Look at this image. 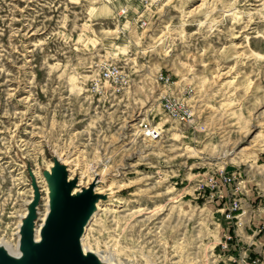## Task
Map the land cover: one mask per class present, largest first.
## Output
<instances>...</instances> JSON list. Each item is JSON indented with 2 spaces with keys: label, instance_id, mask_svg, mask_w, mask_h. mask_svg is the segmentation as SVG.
Here are the masks:
<instances>
[{
  "label": "rangeland",
  "instance_id": "rangeland-1",
  "mask_svg": "<svg viewBox=\"0 0 264 264\" xmlns=\"http://www.w3.org/2000/svg\"><path fill=\"white\" fill-rule=\"evenodd\" d=\"M102 63L130 87L92 94ZM166 91L188 97L190 123L163 111ZM57 161L80 189L110 185L84 244L116 264H264V0H0V242L13 250L34 184L43 222Z\"/></svg>",
  "mask_w": 264,
  "mask_h": 264
},
{
  "label": "water",
  "instance_id": "water-1",
  "mask_svg": "<svg viewBox=\"0 0 264 264\" xmlns=\"http://www.w3.org/2000/svg\"><path fill=\"white\" fill-rule=\"evenodd\" d=\"M50 190V212L41 229V239L34 238L41 193L34 184L33 198L21 227L19 258L0 248V264H100L93 253L85 255L81 238L91 219L95 204L105 195L94 193L95 183L72 195L77 180L69 181L67 167L57 161L44 174Z\"/></svg>",
  "mask_w": 264,
  "mask_h": 264
},
{
  "label": "built area",
  "instance_id": "built-area-1",
  "mask_svg": "<svg viewBox=\"0 0 264 264\" xmlns=\"http://www.w3.org/2000/svg\"><path fill=\"white\" fill-rule=\"evenodd\" d=\"M96 75L93 77L90 85L92 94L96 97L109 99L112 96H117L130 87V78L128 75L116 64L102 63L99 65ZM158 79L166 86H169V79L163 74H160ZM187 94L192 93V90L186 89ZM191 96V95H189ZM163 111L169 116V118L176 120L180 123H190L193 120L194 112L193 108L189 104V99L185 95L176 96L172 92L166 91L161 101ZM141 132L144 137L150 141H157L163 135V129L158 125H141ZM221 182L224 184H232L230 177L222 176ZM230 211H236L239 209L238 201H231L229 204ZM245 264H260L261 261L251 260L245 261Z\"/></svg>",
  "mask_w": 264,
  "mask_h": 264
},
{
  "label": "bare ground",
  "instance_id": "bare-ground-1",
  "mask_svg": "<svg viewBox=\"0 0 264 264\" xmlns=\"http://www.w3.org/2000/svg\"><path fill=\"white\" fill-rule=\"evenodd\" d=\"M229 15L228 16H231L233 17L235 20H240L241 17H242V14L237 11V10H230L229 12ZM60 158V157H59ZM63 161V160H62ZM64 162V161H63ZM66 162V161H65ZM64 162V163H65ZM68 163V161H67ZM66 163V164H67ZM51 167V168H50ZM49 167V171H51V169L54 167V165L50 166ZM71 169V168H70ZM48 170V169H47ZM38 176V175H37ZM83 177V176H82ZM79 178V177H78ZM39 179V178H38ZM45 179V178H44ZM43 179V180H44ZM74 178L71 177V175H69V181H72ZM46 180V179H45ZM88 182V185L86 186V188H88L89 185H91L92 183H95V187H94V193L97 194V195H110V192L108 190L109 186L110 185H106L105 183V177H103L102 179L100 178L99 175H95L94 177H92L91 179L89 178V180L87 181ZM47 183V182H46ZM82 183V182H81ZM102 189V190H101ZM82 189H80V181L79 183L77 182V185L72 189V195H76L77 193L81 192ZM46 192V191H45ZM47 209H46V213L44 214V217L42 219V224L41 225H37L35 226L34 228V238L36 241H40L41 239V229L45 223V221L47 220L48 218V214L50 212V190L48 188V184H47ZM112 195V194H111ZM45 199V198H44ZM32 199H30L28 202H26V208H25V214L20 216V223H19V231H18V242L16 244V250H13L12 247L8 246V243L6 242H0V248L4 249L9 255L13 256V257H16V258H19L22 256V251H21V248H20V243H21V227L23 225V220L25 219V217L27 216L28 214V205L31 203ZM110 201H108V198H104V199H100L96 204H95V208H94V211H93V214L91 216V219L88 223V226L90 225V223L92 222V220L97 216V214H99L98 212L99 211H109V207L105 204H109ZM104 205V206H103ZM41 210V209H40ZM42 212V211H41ZM40 217V216H39ZM42 218V217H41ZM40 219V218H39ZM38 219V220H39ZM88 226L86 227L85 229V232L81 238V247H82V251L85 255H87L88 253H93L97 256L98 260H99V263L100 264H116L114 262V259L112 258V255L110 253V251H107V253L105 254L106 256H102V254H99L98 252H95V251H92L90 249H88L85 244H84V238H85V234H86V231L88 229ZM120 262V261H119ZM151 263V262H150ZM120 264H123L122 262H120Z\"/></svg>",
  "mask_w": 264,
  "mask_h": 264
}]
</instances>
